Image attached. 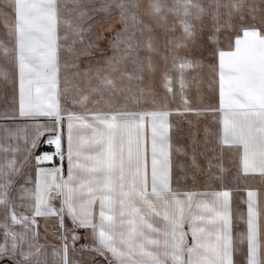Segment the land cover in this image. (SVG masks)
Listing matches in <instances>:
<instances>
[{
    "label": "snow or ice",
    "instance_id": "snow-or-ice-1",
    "mask_svg": "<svg viewBox=\"0 0 264 264\" xmlns=\"http://www.w3.org/2000/svg\"><path fill=\"white\" fill-rule=\"evenodd\" d=\"M0 264H264V0H0Z\"/></svg>",
    "mask_w": 264,
    "mask_h": 264
}]
</instances>
